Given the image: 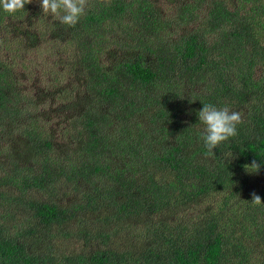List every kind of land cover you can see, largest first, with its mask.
Returning <instances> with one entry per match:
<instances>
[{
    "label": "trees",
    "instance_id": "obj_1",
    "mask_svg": "<svg viewBox=\"0 0 264 264\" xmlns=\"http://www.w3.org/2000/svg\"><path fill=\"white\" fill-rule=\"evenodd\" d=\"M90 5L0 7V264H264V0Z\"/></svg>",
    "mask_w": 264,
    "mask_h": 264
},
{
    "label": "clouds",
    "instance_id": "obj_2",
    "mask_svg": "<svg viewBox=\"0 0 264 264\" xmlns=\"http://www.w3.org/2000/svg\"><path fill=\"white\" fill-rule=\"evenodd\" d=\"M33 3V0H0V7L9 14H15L25 10V5ZM100 7H110L112 0H95ZM43 14L59 20L60 23L74 28L87 14L91 7L90 0H39ZM202 110L198 111L199 123L204 125L202 139L209 154L215 155L214 150L221 144L238 136V125L244 121L240 112L233 111L224 106L218 108L211 103H202ZM248 173H257L261 164L254 159L251 164L244 165ZM252 204H262L261 197L255 192L252 194Z\"/></svg>",
    "mask_w": 264,
    "mask_h": 264
},
{
    "label": "rangeland",
    "instance_id": "obj_3",
    "mask_svg": "<svg viewBox=\"0 0 264 264\" xmlns=\"http://www.w3.org/2000/svg\"><path fill=\"white\" fill-rule=\"evenodd\" d=\"M45 51H46V48L45 47H43L40 51H36L35 52V54H37L39 57H42V56H44L45 55ZM25 55L24 54H21V56H19V57H15V59H14V61H13V64H14V66L16 67V69L18 70V71H20L21 70V61H22V58L24 57ZM38 65V67H39V71H38V76H39V74H41V72L44 70V68H43V66L40 64V62L37 64ZM34 74H36V73H33L32 74V77H31V79L30 80H28V81H26L27 82V84H33L34 83V81H35V75ZM29 75H31L30 73H29ZM40 85H36V88H35V86H34V88L35 89H40V87H39ZM34 93V92H33ZM33 93H31V94H33ZM53 126V125H52ZM56 129H58V128H56ZM56 129H54L55 131H56ZM60 139V136L57 138V140H59Z\"/></svg>",
    "mask_w": 264,
    "mask_h": 264
}]
</instances>
